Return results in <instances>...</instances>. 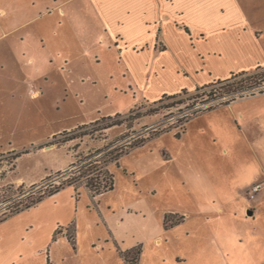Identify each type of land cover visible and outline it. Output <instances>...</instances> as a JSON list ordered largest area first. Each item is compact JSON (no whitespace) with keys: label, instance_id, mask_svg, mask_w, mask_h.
<instances>
[{"label":"rangeland","instance_id":"374dc122","mask_svg":"<svg viewBox=\"0 0 264 264\" xmlns=\"http://www.w3.org/2000/svg\"><path fill=\"white\" fill-rule=\"evenodd\" d=\"M45 1L0 0V213L19 194L4 192L7 177L30 186L111 141L123 140L127 153L108 165L112 191L92 196L84 185L66 187L0 221V264H128L121 252L138 244L139 264L264 262V211L249 215L255 202L264 209V189L255 200L246 191L264 181V94L225 104L264 88L246 90L261 76L131 109L128 98L105 97L107 83L80 86L86 83L70 67L51 58L40 36L46 19L4 34ZM112 106L120 114L68 129Z\"/></svg>","mask_w":264,"mask_h":264},{"label":"crops","instance_id":"0c3cea01","mask_svg":"<svg viewBox=\"0 0 264 264\" xmlns=\"http://www.w3.org/2000/svg\"><path fill=\"white\" fill-rule=\"evenodd\" d=\"M43 19L40 36L51 58L70 67L76 80L86 83L80 86L107 83L105 97L128 98L130 108L140 100L155 102L264 67V0H48L39 13L4 34ZM78 94L82 96L79 90ZM38 95L39 91L33 94ZM96 112L68 129L120 109L112 106ZM240 116L246 120L244 113ZM24 180L7 177L4 185H20ZM257 182H262L260 195L261 180L251 182L246 191ZM253 207L249 215L255 219L264 209L260 201Z\"/></svg>","mask_w":264,"mask_h":264},{"label":"trees","instance_id":"16d2710c","mask_svg":"<svg viewBox=\"0 0 264 264\" xmlns=\"http://www.w3.org/2000/svg\"><path fill=\"white\" fill-rule=\"evenodd\" d=\"M257 76H261V78L264 77V67L258 68L254 72H243V73L234 74L229 79L220 80L207 87H200L197 88L196 90H205L208 87L214 86L216 84L229 82L232 79H240L241 77L256 78ZM261 78L258 79L259 81L254 82V84H250L246 86L247 88L246 90L249 91L251 89L258 87L259 85H264V79ZM242 89H245V87L240 88L238 90H242ZM185 92H189V91L184 90L175 95H165L159 100L167 96L173 97L183 94ZM263 92H264V88L259 87L258 92L241 94L238 98H243L245 96L255 95L257 93H263ZM238 98L234 97L225 104H229L230 102L237 100ZM113 125L115 124L112 125L110 124L107 127H111ZM39 148L42 149L43 146L41 145L39 146ZM126 149H127V144L123 140L111 141L110 144L106 145L104 148L97 149L96 151H92L82 158H79V156L75 155L76 162L74 161L71 164L70 168L66 170L58 171L56 173H52L51 175L41 180V182L32 184L30 186H26L24 183L18 186L16 184H10L9 186H7L4 192L15 190L19 194L10 197V199L4 200L5 209L3 210L4 212L2 211V213H0V221L6 219L11 215H14L18 212H21L23 210L29 209L32 206L37 205L44 198L53 196L66 187L73 186L76 189H78L79 187L84 185L86 189H88L90 193H92V196H96L112 191L114 189L115 178H114V174L110 171V169H108V165L110 163H118L119 159H121V157L125 153H127ZM29 152L30 151L16 153L14 160H16L22 154ZM182 219L184 218L182 217ZM70 227L73 228V230L75 231L74 224L70 225L67 228L68 231ZM66 236L73 244H75L76 242L75 237L72 234H69L67 232ZM142 251H143L142 245L138 244L130 249L122 251L121 255L125 258L128 264H138L141 258Z\"/></svg>","mask_w":264,"mask_h":264},{"label":"built area","instance_id":"2783aa9c","mask_svg":"<svg viewBox=\"0 0 264 264\" xmlns=\"http://www.w3.org/2000/svg\"><path fill=\"white\" fill-rule=\"evenodd\" d=\"M262 184L261 183H255L252 185L248 190V196L250 199H254L258 192L261 190Z\"/></svg>","mask_w":264,"mask_h":264},{"label":"water","instance_id":"95a60500","mask_svg":"<svg viewBox=\"0 0 264 264\" xmlns=\"http://www.w3.org/2000/svg\"><path fill=\"white\" fill-rule=\"evenodd\" d=\"M49 147H52V146H48L47 148H49Z\"/></svg>","mask_w":264,"mask_h":264}]
</instances>
